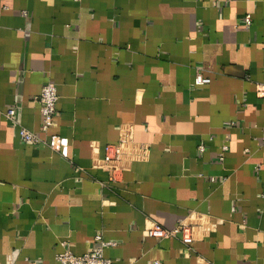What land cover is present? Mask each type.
Segmentation results:
<instances>
[{"label": "crops", "instance_id": "0c3cea01", "mask_svg": "<svg viewBox=\"0 0 264 264\" xmlns=\"http://www.w3.org/2000/svg\"><path fill=\"white\" fill-rule=\"evenodd\" d=\"M10 107L67 155L21 140ZM121 138L136 155L111 182ZM263 192L264 0H0V264H58L97 233L112 264H264ZM182 220L190 249L144 235Z\"/></svg>", "mask_w": 264, "mask_h": 264}, {"label": "built area", "instance_id": "2783aa9c", "mask_svg": "<svg viewBox=\"0 0 264 264\" xmlns=\"http://www.w3.org/2000/svg\"><path fill=\"white\" fill-rule=\"evenodd\" d=\"M23 14H26L23 11ZM243 23L249 26L251 23V16L246 14ZM210 82V77L204 75L201 70L197 69L193 77V85L201 86ZM58 99L56 85L53 81H46L40 90V93L36 97V100L40 103L41 112V126L40 131L47 133L53 125V120L56 115V102ZM4 116L13 124L18 127V136L21 140L31 144H43L49 148L60 152V154L67 155L68 139L64 136L57 134H49L46 138H43L39 134L27 129L20 123L19 113L16 107H10L4 111ZM228 145L222 143L220 150L217 154L218 161L222 162L224 159V153L227 151ZM199 150H203V145H199ZM135 153L131 149V143L127 138H121L115 143H108L104 146V155L99 160V166L108 173L109 180L111 182L119 181L123 171L128 166V163L135 159ZM264 196V192L262 193ZM195 226L187 221H179L172 228H164L157 222H152L151 226L144 229V235L148 237H154L157 239L176 237L180 240L186 249L191 248V243L195 238L194 229ZM95 245L94 247L82 254H74L71 250L63 247L55 255L58 264H112L110 258L104 255V248L114 245L113 241H106L102 235L97 233L94 235ZM64 245V242H61ZM197 264H203L198 262ZM211 264V263H204Z\"/></svg>", "mask_w": 264, "mask_h": 264}]
</instances>
